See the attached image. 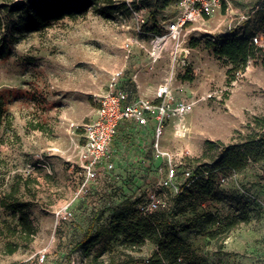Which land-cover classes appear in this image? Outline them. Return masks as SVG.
Listing matches in <instances>:
<instances>
[{
  "label": "rangeland",
  "instance_id": "obj_1",
  "mask_svg": "<svg viewBox=\"0 0 264 264\" xmlns=\"http://www.w3.org/2000/svg\"><path fill=\"white\" fill-rule=\"evenodd\" d=\"M178 2L165 6L150 0L113 19L88 12L26 33L5 51L0 47V264H146L156 252L149 241L138 249L110 233L113 216L137 208L133 202L150 193V182L135 189L119 177L102 191L93 188L73 200L71 220L57 218L78 190L81 126L112 71L123 66L125 75L140 71L138 93L153 102L166 80L176 99L195 98L184 118L185 135L175 136L170 123L162 138L165 150L181 153L184 166L204 171L213 166L218 150H209L207 141L230 145L264 131V50L234 74L228 73L230 63L214 54L230 32L264 34V0H230L228 8L183 29L150 68L145 51L129 38L144 32L139 40L148 46L153 35L165 32ZM34 124L43 129L33 130ZM208 175L217 177L216 171ZM14 190L37 228L30 243L18 233V216L2 206ZM170 205V227L209 264H264V160L227 176L210 196L190 185ZM90 223L91 239L79 245ZM9 243L17 245L10 255Z\"/></svg>",
  "mask_w": 264,
  "mask_h": 264
},
{
  "label": "built area",
  "instance_id": "obj_2",
  "mask_svg": "<svg viewBox=\"0 0 264 264\" xmlns=\"http://www.w3.org/2000/svg\"><path fill=\"white\" fill-rule=\"evenodd\" d=\"M229 6L230 0H179L177 13L168 22L165 32L153 35L148 46L139 40L138 35L144 32L138 31L129 40L145 51L151 68L183 29ZM134 14L138 16L137 12ZM250 45L255 52L264 50V34L250 37ZM139 75L138 70L125 75L124 66L116 69L111 72L106 89L93 96V109L81 126L82 142L78 145L76 174L81 176V181L72 200L57 213L58 219L71 220L73 200L89 195L93 188L102 191L112 180L122 176L145 188L150 182V193L137 196L139 212L150 219L157 211L169 210L171 199L179 195L182 187L192 185L201 176L204 179L209 176L200 165L184 166L181 153L169 152L162 147V138L170 123L175 136L185 135L184 118L193 110L195 98L176 99L166 80L157 87L153 102L139 95ZM120 128L123 129L119 135ZM118 136L123 145L115 142ZM216 176L217 190L226 184L227 177L220 173ZM43 258L44 255L41 260Z\"/></svg>",
  "mask_w": 264,
  "mask_h": 264
},
{
  "label": "trees",
  "instance_id": "obj_3",
  "mask_svg": "<svg viewBox=\"0 0 264 264\" xmlns=\"http://www.w3.org/2000/svg\"><path fill=\"white\" fill-rule=\"evenodd\" d=\"M150 0H0V47L5 51L9 44L17 43L26 33L42 32L64 20L75 21L92 12L105 19H113L118 15H129L132 11H139L142 5L148 6ZM164 1L167 6L170 0ZM151 15V14H150ZM264 22V18H263ZM214 54L220 59H226L231 68L228 73L243 72L248 59L253 58L255 51L250 45V38L230 32L224 40L217 45ZM2 106L0 103V124L2 119ZM32 129L42 130L41 124H34ZM209 150H218V156L213 166L206 170L213 171L225 177L240 172L250 162L264 160V131L250 132L240 142L223 145L219 142L207 141ZM214 176H203L191 186L199 189L204 196H210L214 189ZM137 189V182L131 181ZM27 181V180H26ZM188 187H182L179 197ZM16 190L4 197L2 206L18 216L19 231L22 240L27 243L33 241L37 228L32 224L26 208H20V202L15 198ZM173 199V198H172ZM171 199V200H172ZM138 204L135 200L133 204ZM24 207V206H23ZM171 210L155 212L150 219L141 215L138 208H129L113 216L110 233L114 238L122 237L126 243L134 248H140L146 241L156 245L157 250L146 264H209L197 256L190 246L177 236V232L170 227L167 214ZM93 223L88 226L79 245L89 241ZM17 245L6 244V253L13 254Z\"/></svg>",
  "mask_w": 264,
  "mask_h": 264
},
{
  "label": "crops",
  "instance_id": "obj_4",
  "mask_svg": "<svg viewBox=\"0 0 264 264\" xmlns=\"http://www.w3.org/2000/svg\"><path fill=\"white\" fill-rule=\"evenodd\" d=\"M116 143H119V145H123V144H122L121 142H119V141H116ZM123 147H124V146H123ZM134 150H135V148H134ZM129 158H130V156H129ZM123 159H124V158H121L120 161H123Z\"/></svg>",
  "mask_w": 264,
  "mask_h": 264
}]
</instances>
